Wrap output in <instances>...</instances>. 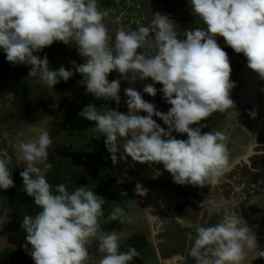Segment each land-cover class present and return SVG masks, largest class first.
Instances as JSON below:
<instances>
[{"label":"clouds","instance_id":"clouds-1","mask_svg":"<svg viewBox=\"0 0 264 264\" xmlns=\"http://www.w3.org/2000/svg\"><path fill=\"white\" fill-rule=\"evenodd\" d=\"M189 6L204 27L184 29L182 38L175 21L154 13L147 26L118 27L113 41L110 12L99 10L97 0H0V49L10 64L30 66L29 77H39L37 82L49 88L67 82L74 71L79 73L80 83L97 100L119 104L122 80L131 85L137 78L151 79L153 83L143 88L151 97L157 95L155 85H162L159 91L171 106L166 113L129 86L124 89L127 114L90 104L79 116L95 123L93 130L100 134L97 138L104 137L114 166L128 157L142 165H163L173 183L203 188L217 183L231 166L226 136L220 131L202 132L207 124L200 122L217 112L238 115L231 99L237 84L231 80L230 59L217 37L243 54L247 67L264 80V0H189ZM54 42L75 44L84 62L72 61L74 71L63 66L52 70L47 56L41 59L36 53ZM113 71L120 78L109 82ZM249 115L255 119L257 113L253 110ZM28 131L31 136L21 135L13 147L15 163L23 165V190L39 209L35 215H24L21 223L27 233L24 249L28 252L31 246L28 254L34 264H89L88 247L97 239L103 254L99 264H131L140 254L135 248L119 251L126 234L102 230L105 199L89 186L70 192L63 183L51 185L46 173L52 167L49 149L54 141L44 128ZM173 133L187 139H177ZM118 137L123 140V154ZM12 187L8 161L0 158V189ZM135 192L147 195L139 183ZM125 218L118 206L107 216L120 223ZM188 254L195 264H251L264 258L255 231L242 217L229 213L215 225L196 227Z\"/></svg>","mask_w":264,"mask_h":264},{"label":"rangeland","instance_id":"rangeland-1","mask_svg":"<svg viewBox=\"0 0 264 264\" xmlns=\"http://www.w3.org/2000/svg\"><path fill=\"white\" fill-rule=\"evenodd\" d=\"M114 1L118 7L110 8L111 21L108 25L111 31L110 35H113V41L117 27L122 26L125 30H135L141 25L147 26L152 21L154 13L166 15L175 21L178 25L176 31L181 38L183 37L184 29L204 27L199 17H195L192 13L189 0ZM98 8L101 11L106 10L99 5ZM117 17L118 20L115 22L114 20ZM217 41L230 59L232 68L231 80L237 84V87L231 92V99L236 104L238 115L235 112H217L213 113L207 121H201L200 123L207 124V127L201 129L202 132L220 131L226 136V143L230 152L231 170L221 177L217 183H208L203 187L201 190L202 195L201 192H196L185 195L184 199L179 198L175 202L176 204L171 214V216L177 217V220L171 219L168 215L167 211L170 212V207L167 208L166 206V209L159 208L160 213L157 220L151 219L148 209L149 228L151 231L159 232V235L154 233L155 244H163L164 241L167 243L166 240L171 239L174 242V248L179 249L180 256H182V253H185L186 245H189L190 248L191 242L195 238L196 227L215 225L225 213L236 214L242 217L252 230L255 231L258 244L264 250V80H261L258 74L247 67V60L243 54L235 53L234 50L226 45L222 37H217ZM0 51H3V49H0ZM36 55H39L41 59L47 56L50 62L49 66L54 71L58 70L61 66L65 67L66 70L70 69L72 67L71 62L75 61L76 58H79L80 63L84 62L83 58L78 55L75 44L64 45L61 42H54L50 47L44 48L39 53H36ZM3 60L7 61L6 57L3 56ZM29 72L30 66L26 65H7L4 68H0V85L8 77H12L14 81L19 80V83H16L18 88L17 93L20 96L19 100L21 99L25 104L30 102L29 104L32 107L35 106L36 113H40L39 115L35 114L39 121L44 119L47 121V119L53 117L58 123V133L62 137L63 142L61 147L69 148V150L59 156L58 163H51L52 167L46 173V179L51 180L53 185L55 183L57 185L61 183L65 184L67 189H70V192L76 187H94L93 185H95V193L103 197L107 203H110L108 199L109 193H111L110 199L112 200L113 189L119 191L121 187H125V192L128 195V198L126 196L127 203L132 205L133 202L130 200L133 201V199L130 196L131 188L127 169L123 166L124 161L114 166L111 156L105 147L104 137L97 138L100 134L94 130V132L92 131V126L95 128V123L79 116L82 109L90 104H97L100 106L98 109H102L103 105H100L101 103L103 104L101 102L102 99L97 100L86 92L85 86L80 83L83 79L80 74L73 75L67 82L61 80L53 89L42 83H38L39 77H29ZM21 73L23 75L19 77L18 75ZM108 78H110V82L119 79V73L113 71L109 74ZM152 83L151 79L141 82L137 78L130 85V82L126 81L125 83L124 81L123 83L122 80L120 103L116 104L114 101L108 100L105 107L127 114V97L124 95V89L131 86L141 93L145 101L153 103L158 111L166 113L171 106L162 98V93L159 91L162 88L160 84L155 85L157 88V95L155 97H151L143 92L145 85ZM79 84L83 87L81 88ZM67 96L69 97L67 98ZM0 99V107H3L5 103L8 107L10 106V102L6 97L2 98L0 96ZM15 100L18 101V98ZM158 102L160 103L159 105ZM112 103L114 107H112ZM24 106L25 108L22 106L20 111H22V115H25L24 117H27L29 106L28 104ZM58 106L62 108L59 115L56 114ZM253 110L257 113L255 119H252L249 115V112ZM2 114L3 111L0 110V116ZM12 115L14 116L10 118L17 116L14 111ZM139 115L146 116L147 114L139 113ZM77 117H79V123L80 121L82 122V126L79 128L84 129L88 122V130L86 131H88L87 136H90V139L86 140L87 137L83 134V136H77L79 132L72 127V125L75 126L76 121L74 119ZM20 119H22V116H20ZM153 119L166 128L157 117H153ZM64 121L70 124L69 128L76 137L72 136V133L69 139L63 137L64 130L68 131V125L64 124ZM197 126L192 125L191 127ZM173 135L177 139H187L186 135L176 133H173ZM85 140L91 145L90 147L85 144ZM82 143L85 145L82 146ZM87 149L89 150L87 151ZM60 150L58 149V151ZM120 154H122L121 149ZM7 155L10 157V161L14 162L13 164L10 163V165L12 164L14 174V178L12 177V179L15 181L22 180L20 173L23 171V165L15 163V153L13 154L9 150L7 151ZM128 158L137 177L136 180H139L140 185H143L147 190L149 186H152L153 189L156 187L152 184L161 187L160 184L153 182L155 179L164 182V177H171V174L164 170L163 165H142L133 162L130 157ZM117 180H123V183L118 184ZM146 182L149 183L146 184ZM163 187L168 189L169 183L163 184ZM109 189H111V192ZM20 197L22 195L18 194L17 198ZM141 198L147 211L148 204H146V197ZM150 207L152 208V206ZM9 249L11 248L7 247L4 250ZM188 253L189 251L185 254L187 260L184 263L178 260L176 264H195V260ZM251 264H264V258L251 261Z\"/></svg>","mask_w":264,"mask_h":264},{"label":"flooded vegetation","instance_id":"flooded-vegetation-1","mask_svg":"<svg viewBox=\"0 0 264 264\" xmlns=\"http://www.w3.org/2000/svg\"><path fill=\"white\" fill-rule=\"evenodd\" d=\"M80 86L82 88V85H80ZM68 97L69 96H67V98ZM16 102L19 104V107H18L19 111L18 112L21 114L22 118H28V116L24 117L25 115H22V111H20L24 102L21 101V99L20 100L18 99V101H16ZM101 102H103V104L101 103L100 105H103L102 107H105L106 101H104L102 99ZM159 102H158V105L160 104ZM5 104L3 107H0L1 111H3L2 109L4 108L3 114L0 116V124L8 123V119H10V117H11V116H8L9 110L7 111L8 108L5 109L6 108ZM95 106H97V108L100 107L97 104ZM61 111H62V108L58 106L56 114L59 115L61 113ZM69 117H66V118H69ZM71 117H72V115H71ZM71 117H70V119H71ZM52 119L53 120L46 122V124H47L46 130H48L51 138L54 141L53 147L49 149V163L50 164L53 162L58 163L59 156H61L63 152H65V151L68 152V150H69V148L61 147L63 145V142H62V137L58 133V123L54 118H52ZM70 119H68V120H70ZM80 119L82 121H84L82 118H80ZM2 120H4V121L2 122ZM78 120H79V117L74 119V121H76L75 126L72 125V127L74 129H77L76 131L79 132L77 134V136H81L83 134L87 137V139H90V136L89 137L87 136L88 131H86V130H88V122L86 123V126L83 129V128H79L82 126V122L80 121V123H79ZM84 122H86V121H84ZM64 124L68 125L67 126L68 131L66 129L64 130L63 137L69 139L71 136V133L73 131L69 128L70 124H67L66 121H64ZM37 126L42 127L43 125L41 123V124H38ZM30 127H26V128L29 129ZM93 128H94V126H92V131H93ZM82 130H83V132H82ZM93 132H92V135H93ZM28 134H30V135H28V137L31 136L30 132H28ZM72 136L76 137V135H74L73 133H72ZM93 138H94V136H93ZM91 139H92V137H91ZM86 140L84 141L85 144L88 147H90L91 145L88 144ZM85 144L82 143L81 145L84 146ZM58 149H61V150L58 151ZM88 150L89 149H87V151ZM47 181L51 185H53L51 180H47ZM163 181L165 183L159 179L158 180L155 179L153 181L156 184H160L161 187H158V185H155V184H152V185L156 186L154 189L152 186H149L148 190H147V188L143 187L144 189L147 190V195L145 196L146 197V204H148L146 214L148 215V209H149L151 219L157 220L158 214L160 213L159 208L166 209V206H167V208L170 207V212L167 211L168 215L171 217V219L175 220L177 217L171 216L172 210L174 209V206L176 204L175 202H177L179 198L184 199V197H186L185 195H187V194H193L196 192H201L202 188L201 187H193L191 185L181 186V185L173 183V180H171V179H169V180L164 179ZM148 183L149 182H146V184H148ZM167 183H169L168 189L163 187V184L166 185ZM15 184H17V185H14V187H12L8 190L0 189V218H3L5 216V214H7V216L5 218L9 219V223H8L9 228L14 229V230H23L21 227V223H22V219H23L24 215H35V213L38 212L39 209L35 207L33 199L28 197L26 192L23 190V186L19 185L18 181H16ZM56 185L57 184L55 183V185H53V186H56ZM144 185H145V183H144ZM93 186L95 187V185H93ZM94 187H90V188L94 191L96 189ZM111 189H109L110 192H111ZM68 191H70V189H68ZM122 192H125V187L124 188L121 187L119 189V191L117 189H116V191L113 189L112 200L110 199L111 193H109L110 196L108 199H109L110 203L105 204L104 209H103L105 212V218L101 221L102 230L104 232L111 230L115 226V224L117 222H119V220H117V221L107 220V216L109 215V212L111 211V209L118 206L124 210V213L126 215L127 211L131 207V204L127 203L126 196L121 195ZM18 194L22 195V197L17 198ZM159 194L162 196H160ZM201 195H202V192H201ZM127 198H128V195H127ZM149 205L152 206V208ZM150 232H151V235H152V238L154 241V233L158 234L159 232L158 231L157 232L151 231V229H150ZM183 234L190 236L189 234H186V233H183ZM166 242L167 243H165V241H164L163 244H161V243L155 244V241H154V247L156 248V254H157V258H156L153 256V253L149 247V244H148L144 234L142 232H138L127 243L122 245L121 252H126L129 250V248H135L137 250V252L140 255H139V257L134 258V260H133V262H131V264H176V261H178V260H181L182 263H184L187 260V258L185 257V254L187 251H189V245H186V248L184 250L185 253H182V256H180L179 254H181V253H179V251H178L179 249L174 248V242L171 239L166 240ZM31 250L32 249H28V252H30ZM161 251H162V254H161ZM28 252H26L25 249L20 250V251H16L13 249L4 250L0 253V264H34V261H33L32 257L28 254ZM166 253H168V255H166ZM167 256H169V257H167ZM182 257H183V259H182ZM163 258H164V260H162Z\"/></svg>","mask_w":264,"mask_h":264},{"label":"water","instance_id":"water-1","mask_svg":"<svg viewBox=\"0 0 264 264\" xmlns=\"http://www.w3.org/2000/svg\"><path fill=\"white\" fill-rule=\"evenodd\" d=\"M112 107L113 103L111 104ZM113 109V108H112ZM120 149L123 154V140L118 137ZM123 166L127 169L128 172V179H129V185L131 188V197L133 199V203L130 207V209L127 211L126 216V222L120 223L117 222L115 226L107 231V232H113L117 234L118 236L121 233H125L126 236L124 239H121L119 243V251L121 252V247L125 243H127L131 238H133L138 232H142L149 244V247L153 253V256L157 258L156 254V248L154 247V241L150 232L149 223H148V217L146 214L145 207L142 203L141 196H138L135 192V186L137 183L140 184V181L136 180V175L134 174V171L130 165L129 158H127L126 161H124ZM166 180H173L172 177H165ZM127 221H130L128 223ZM6 223L4 221H0V252H2V249L10 247L16 251L21 250L24 248V245L26 244V236L27 233L20 232L17 230H10L6 227ZM28 249H31V246H28ZM89 252V264H99V260L102 258V255L99 252V240H94L90 247H88Z\"/></svg>","mask_w":264,"mask_h":264},{"label":"crops","instance_id":"crops-1","mask_svg":"<svg viewBox=\"0 0 264 264\" xmlns=\"http://www.w3.org/2000/svg\"><path fill=\"white\" fill-rule=\"evenodd\" d=\"M139 7V6H138ZM103 9H105V8H103ZM106 10H111V9H106ZM114 20V19H113ZM118 20V17L117 18H115V22ZM119 24V23H118ZM118 28V27H117ZM5 55V53L3 52V51H0V68H4L3 67V65L1 64V63H3V56ZM4 57H6V56H4ZM76 64L77 65H79L80 64V60H79V58H76ZM72 66V65H71ZM68 70H73L74 71V69H72V67L70 68V69H68ZM77 74H79V73H75V71H74V76H76ZM17 75V74H16ZM23 75V73H21L20 75H18L19 77L20 76H22ZM13 76V75H12ZM2 80V79H1ZM108 80H109V82H110V78H108ZM124 81L126 82V80H123V83H124ZM2 85H0V96L2 97V98H5L6 97V99L10 102V106L8 107L7 105H6V107L8 108L7 109V111L9 110V115L8 116H14V115H12V112L14 111V113H16L17 114V116L16 117H14V118H10V119H8V123H4V124H0V144H1V148H2V150H1V154H0V156H1V158H4V159H6V156H7V161H8V166H9V168H10V171H11V173H12V177L14 176V174H13V169H12V164L14 163V162H11L10 161V157L7 155V151H11L13 154L15 153V150H14V147H13V145L15 144V142H16V140L22 135L24 138H29L28 137V135H30V134H28V129L26 128V127H36V128H38V129H41V128H44L45 130H46V128H47V124H46V122H48V121H51V120H53L52 118L53 117H50L49 119H47V121L44 119V120H38V117L37 116H35V114H40V113H36V111H35V106H31L29 103L30 102H28L27 104H28V108H29V114H28V118H22V119H20V116H21V114L18 112L19 110H18V107H19V104L16 102V98H20V96L18 95V93H17V84L16 83H19V80H17V81H14V80H12V77H8V79L7 78H5V80L4 81H2ZM1 84V83H0ZM81 84H79V86H80ZM162 86V85H161ZM81 87V86H80ZM83 87V86H82ZM2 91V92H1ZM0 102H1V99H0ZM27 104H25V103H23V108H25V106L24 105H27ZM67 107V106H66ZM116 107V106H115ZM3 111H4V108L2 109ZM20 123H19V122ZM43 121H45V122H43ZM42 123V125L44 126H42V127H39V126H37L38 124H41ZM45 124V125H44ZM16 154V153H15ZM10 163H12L11 165H10ZM13 168H14V166H13ZM48 172V171H47ZM50 172V171H49ZM16 176V175H15ZM14 178V177H13ZM14 180V179H13ZM18 181V183H19V185H21V186H23V180H17ZM14 182H16L15 180H14ZM14 185H17V184H15L14 183ZM2 221H4L6 224V227L8 228V229H10V230H14V229H11V228H9V226H8V223H9V219L8 218H4ZM17 231H20V232H25L24 230H17ZM26 233V232H25ZM5 249V248H4ZM4 249H2V251H4ZM12 249V248H11ZM22 249H24V248H22ZM21 249V250H22ZM18 251H20V250H18ZM1 253V252H0Z\"/></svg>","mask_w":264,"mask_h":264},{"label":"trees","instance_id":"trees-1","mask_svg":"<svg viewBox=\"0 0 264 264\" xmlns=\"http://www.w3.org/2000/svg\"><path fill=\"white\" fill-rule=\"evenodd\" d=\"M114 2H115L114 0H97L98 5L101 6L102 8H105V9L117 7V4ZM4 56H6V55H4ZM1 64L3 65V67L7 66V65H12L8 61H4V60H3V63H1ZM1 150H2V148H1V144H0V154H1ZM0 158H1V156H0Z\"/></svg>","mask_w":264,"mask_h":264},{"label":"bare ground","instance_id":"bare-ground-1","mask_svg":"<svg viewBox=\"0 0 264 264\" xmlns=\"http://www.w3.org/2000/svg\"><path fill=\"white\" fill-rule=\"evenodd\" d=\"M126 83V82H125ZM157 109V108H156ZM82 132H83V130H82ZM87 139V138H86ZM151 192V191H150ZM156 193V192H155ZM160 195V194H159ZM152 196V195H151ZM160 196H162V195H160Z\"/></svg>","mask_w":264,"mask_h":264},{"label":"built area","instance_id":"built-area-1","mask_svg":"<svg viewBox=\"0 0 264 264\" xmlns=\"http://www.w3.org/2000/svg\"><path fill=\"white\" fill-rule=\"evenodd\" d=\"M124 4V3H123ZM118 7V6H117Z\"/></svg>","mask_w":264,"mask_h":264}]
</instances>
